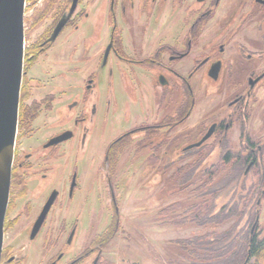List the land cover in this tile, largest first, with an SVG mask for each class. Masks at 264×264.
<instances>
[{
  "label": "flooded vegetation",
  "instance_id": "obj_1",
  "mask_svg": "<svg viewBox=\"0 0 264 264\" xmlns=\"http://www.w3.org/2000/svg\"><path fill=\"white\" fill-rule=\"evenodd\" d=\"M25 13L24 80L1 264H112L104 247L95 245L94 232L91 239L89 212V245L80 250L83 221L79 204L73 205L83 178L73 161L86 159L92 168L103 79L109 83L107 113L117 99L114 79L138 105L132 107L135 122L100 157L106 170L96 172L114 208L109 228L119 218L113 177L129 148L131 157L146 162L156 188L160 163L174 168L185 161L171 179L185 176V186L196 189L198 182L207 189L217 164L231 161L242 163L244 179H253L246 194L261 190L254 186L256 170L264 177V0H27ZM212 29L213 41H206ZM196 78L219 87L217 106L203 111L192 130L176 132L193 116L190 83ZM143 88L153 108L147 116L137 95ZM122 113L132 116L126 105ZM65 133L71 137L57 141ZM211 161L216 164L208 166ZM22 222L24 241L16 237L20 242L5 246ZM115 223L118 229L119 219Z\"/></svg>",
  "mask_w": 264,
  "mask_h": 264
},
{
  "label": "rangeland",
  "instance_id": "obj_2",
  "mask_svg": "<svg viewBox=\"0 0 264 264\" xmlns=\"http://www.w3.org/2000/svg\"><path fill=\"white\" fill-rule=\"evenodd\" d=\"M37 16L38 14L35 15V17ZM216 20L217 19H215V21ZM34 21L35 19L33 22ZM212 24H214V22ZM45 25L46 24L43 23L41 28L46 27ZM214 32L215 29L208 30L205 37L206 41H213ZM108 84V80L106 81L103 79L98 82L97 86L100 92V97L102 98L99 101L98 114L96 116L97 124L91 140L90 161L92 168L89 171V167L85 162L86 159H82L84 161L80 163H77V160L73 161V164L75 162L76 166L78 165L79 174H82V177L84 178H80L79 180L82 186V191L81 193H76L73 201L74 206L79 204L78 213L83 221L81 223L79 237L80 250L89 245L90 238L87 237V219L91 218L94 220V231L91 230L90 232L92 234L91 239H93L92 232H94L96 236L95 240H97V236L105 229L109 231L108 226L114 215V208L110 202L108 187L106 184L102 185L101 179L96 172L101 171L103 168V161L100 157L105 153L110 142L122 133V130H125L124 126H130L135 122L136 113L132 112L133 105L138 108V105L135 102V97L125 89V84L118 79H114L113 92L116 94L117 99L112 102L113 106L109 113H107L106 95L108 92ZM190 84L196 98L193 116L188 122L180 126L176 132H185V129L192 130L195 128L194 125L200 122L203 116V111H211V109L213 110L217 106L216 91L219 90L217 85L212 86L211 82H203L199 78H196V80L192 81ZM130 91L132 92V89H130ZM141 92L142 91L137 95H142V99L140 100V105H143L144 108L142 115L147 116V114L150 115V113L153 112L152 105L148 103L149 95L147 92L149 91L145 92L143 88V94ZM158 92H160V90H158ZM205 92H208L209 94L204 97L203 93ZM124 102L132 113V116L129 114L127 115V118H125L124 113H122L125 108ZM114 103L116 104V107H114ZM104 114L108 115L107 118ZM132 149L133 148H129L127 150L116 168V171L120 172V175L113 177L116 199L118 202L119 218L115 217L113 219L111 227L114 225L116 227L115 222L117 219H119V227L116 229L112 238L104 245L103 257L108 258L112 264H131L132 262L137 264H163V259H168L176 252L178 253L176 250L177 247L173 245L174 241L201 235L208 230L212 231V228H204L202 226L180 227L172 225L173 221L178 220L177 218L183 217V208L176 211L174 215H167L168 218L166 219H164V216L160 215V211L175 203H185L187 199L192 196H202L208 193V191L211 193L215 192L216 189L218 190V188L220 189L221 187L220 185L218 187H213L212 181L209 189L203 188L200 191L191 192L195 187L190 188L189 186L181 187V184L177 185L178 178L180 179L183 177L185 179V176L176 175L175 180H171V176L176 167L180 166V164L183 165L186 163L184 161L182 163H176L174 168H169L168 170L163 167L166 165V162L160 163V186L156 188L155 184H152V179L149 178L151 172L145 166L146 162L143 160L138 161L130 156L131 153L134 154L135 152ZM141 155H144V153ZM144 157L145 156H143V158ZM215 164V161H211L208 163V166H213ZM103 169L106 170L105 167ZM83 173H85V175ZM143 174H145V176ZM147 177L149 180H146ZM146 181L149 182L146 183ZM252 181V178L244 179L242 181L244 185H240V190L235 189V185L231 184L218 196L217 204L221 206L220 204L229 203L234 196H237L238 198L240 196H246L248 186ZM194 185L198 187L200 184L195 182ZM103 186L105 187L104 190ZM256 200H258V197L255 196V202ZM88 212L90 218L88 217ZM260 214V227L264 232V201L262 200ZM26 225L25 222L24 224L22 222L15 231L7 234L5 246L9 244L15 245L16 242H20L17 239L21 240V244L25 239L24 230ZM227 227L228 224H225L217 228V231L224 230ZM16 237L18 238L16 239ZM95 245H97L96 241ZM16 248L18 249L17 245Z\"/></svg>",
  "mask_w": 264,
  "mask_h": 264
},
{
  "label": "trees",
  "instance_id": "obj_3",
  "mask_svg": "<svg viewBox=\"0 0 264 264\" xmlns=\"http://www.w3.org/2000/svg\"><path fill=\"white\" fill-rule=\"evenodd\" d=\"M241 165V162L239 164L231 161L219 162L214 168L215 175H208L206 183L207 189L210 188L212 181L213 187L220 185L219 191L212 193L208 191L202 196H192L185 203H175L160 211V215L166 219L167 215H174L183 208V217L177 218L172 225L212 228V231L208 230L201 235L174 241L173 245L177 247L178 253L163 259V264H264V234L260 227L261 223L258 222L254 227L257 218L261 216L260 207L257 200L252 201L255 196L264 201V195L261 193L264 189V177H260L259 171L256 170L254 189L258 187L261 189L256 195L252 192L244 197L234 196L229 203L220 204L221 206L217 204L218 196L231 184L239 190L240 185H244ZM197 170L200 171L199 164ZM215 176L219 178L214 180ZM184 180L183 177L180 178L181 187L186 185ZM196 189L192 192L202 190L203 185L200 184ZM225 224H228L226 229L217 231V228ZM253 228L254 233L251 234ZM116 229L117 225L116 227L114 225L109 231L98 235L96 244L104 247Z\"/></svg>",
  "mask_w": 264,
  "mask_h": 264
},
{
  "label": "water",
  "instance_id": "obj_4",
  "mask_svg": "<svg viewBox=\"0 0 264 264\" xmlns=\"http://www.w3.org/2000/svg\"><path fill=\"white\" fill-rule=\"evenodd\" d=\"M26 4L27 0H0V264L24 78ZM70 137L65 133L57 141Z\"/></svg>",
  "mask_w": 264,
  "mask_h": 264
}]
</instances>
